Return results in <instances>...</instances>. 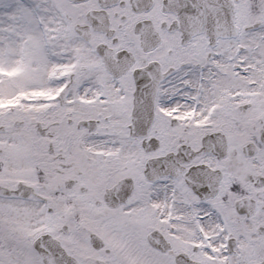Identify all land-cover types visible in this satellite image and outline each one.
<instances>
[{"label": "snow or ice", "instance_id": "obj_1", "mask_svg": "<svg viewBox=\"0 0 264 264\" xmlns=\"http://www.w3.org/2000/svg\"><path fill=\"white\" fill-rule=\"evenodd\" d=\"M0 264H264V0H0Z\"/></svg>", "mask_w": 264, "mask_h": 264}]
</instances>
